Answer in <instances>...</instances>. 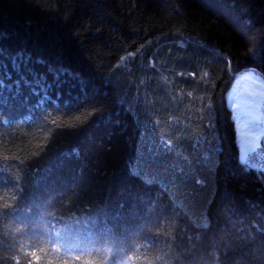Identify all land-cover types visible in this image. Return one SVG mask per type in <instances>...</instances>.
<instances>
[{
  "label": "trees",
  "instance_id": "16d2710c",
  "mask_svg": "<svg viewBox=\"0 0 264 264\" xmlns=\"http://www.w3.org/2000/svg\"><path fill=\"white\" fill-rule=\"evenodd\" d=\"M248 69L264 0H0V264H264Z\"/></svg>",
  "mask_w": 264,
  "mask_h": 264
},
{
  "label": "rangeland",
  "instance_id": "374dc122",
  "mask_svg": "<svg viewBox=\"0 0 264 264\" xmlns=\"http://www.w3.org/2000/svg\"><path fill=\"white\" fill-rule=\"evenodd\" d=\"M242 160L264 169V77L254 69L237 74L227 93ZM147 177V176H146ZM198 224L206 225L203 211Z\"/></svg>",
  "mask_w": 264,
  "mask_h": 264
},
{
  "label": "snow or ice",
  "instance_id": "6c2138e0",
  "mask_svg": "<svg viewBox=\"0 0 264 264\" xmlns=\"http://www.w3.org/2000/svg\"><path fill=\"white\" fill-rule=\"evenodd\" d=\"M32 255L35 256V252H33ZM38 259H39V258L37 257V260H38Z\"/></svg>",
  "mask_w": 264,
  "mask_h": 264
},
{
  "label": "crops",
  "instance_id": "0c3cea01",
  "mask_svg": "<svg viewBox=\"0 0 264 264\" xmlns=\"http://www.w3.org/2000/svg\"><path fill=\"white\" fill-rule=\"evenodd\" d=\"M241 155H242V154L240 153V157H241ZM241 159H242V157H241Z\"/></svg>",
  "mask_w": 264,
  "mask_h": 264
}]
</instances>
